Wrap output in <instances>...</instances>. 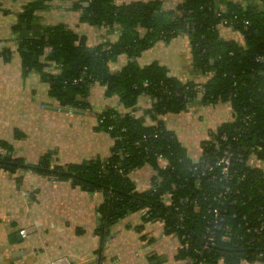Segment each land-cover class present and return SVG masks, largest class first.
Listing matches in <instances>:
<instances>
[{
    "label": "trees",
    "instance_id": "obj_1",
    "mask_svg": "<svg viewBox=\"0 0 264 264\" xmlns=\"http://www.w3.org/2000/svg\"><path fill=\"white\" fill-rule=\"evenodd\" d=\"M50 1L26 4L11 25L24 71H37L48 85V95L72 111L89 109L87 98L93 84L103 86L107 96L116 95L128 110L139 95H148L152 100L148 114L155 123L146 126L130 112L107 108L96 115L94 129L112 139L109 156L50 167L46 154L31 165L13 157L11 146L0 142V168L8 172L28 169L67 180L88 192H100V225L95 232L101 244L115 221L127 213L144 211V221H161L165 232L178 239L187 235L179 240L177 257L183 264L264 261V171L247 163L252 153L264 160V0H258L260 5L181 0L171 9L162 8L161 0L119 5L114 0H69L71 9L80 12V22L118 33L114 42L95 46L86 45L83 36L64 24L37 31L36 12ZM220 24L239 32L243 42L221 38ZM179 34L188 38L196 69L210 74L205 83L168 77L157 63L137 66L135 58L143 50ZM120 54L128 62L111 72L109 63ZM0 56L7 59L9 50ZM194 99L202 104L227 101L233 115L210 140L201 142L197 160L187 156L174 132L160 119L184 110ZM223 150L231 154L226 177L213 165ZM143 166L153 171L151 185L138 191L129 173ZM207 230L214 242L203 248Z\"/></svg>",
    "mask_w": 264,
    "mask_h": 264
},
{
    "label": "crops",
    "instance_id": "obj_2",
    "mask_svg": "<svg viewBox=\"0 0 264 264\" xmlns=\"http://www.w3.org/2000/svg\"><path fill=\"white\" fill-rule=\"evenodd\" d=\"M33 0H0V142L12 148V156L35 165L49 154L50 167L79 164L110 154L112 139L94 129L96 115L107 108L130 112L151 126L155 120L148 114L152 100L139 95L133 109H126L116 95L107 96L103 86L90 87L89 109L64 111L48 95V85L37 71L25 72L17 52L16 34L11 25L16 14ZM116 4L131 1L114 0ZM162 8L171 9L181 0H161ZM241 5L259 4L258 0H228ZM224 9V6H220ZM80 12L71 9L69 0H51L37 11L36 30L64 24L85 38L88 46L114 42L118 33L107 27L97 28L79 21ZM221 38L241 44L242 36L228 26H217ZM140 34L144 30L138 29ZM139 68L157 63L168 77L181 82L205 83L210 74L195 67L188 38L179 34L169 42L157 41L135 58ZM128 62L120 54L109 63L111 72ZM56 72V70H55ZM227 101L202 104L192 100L184 110L160 117L174 132L187 156L197 160L201 142L207 140L222 124L231 121ZM153 174L149 166L135 168L129 177L136 190L150 187ZM102 202L100 192H88L67 180L21 169L15 172L0 168V264H183L176 235L166 233L161 221H144L142 211L127 213L115 221L103 244L96 235L100 225L97 211ZM240 264H264V261H241Z\"/></svg>",
    "mask_w": 264,
    "mask_h": 264
},
{
    "label": "built area",
    "instance_id": "obj_3",
    "mask_svg": "<svg viewBox=\"0 0 264 264\" xmlns=\"http://www.w3.org/2000/svg\"><path fill=\"white\" fill-rule=\"evenodd\" d=\"M45 70H51V71L55 72V69H52V68H46L45 67ZM210 137L207 140H210ZM159 160H160L161 164H163V165L166 164L165 160H163L161 157H159ZM230 163H231V154H229V152H227L226 150H223L222 155L219 158L214 160L213 165L220 169V174L223 177H226L228 175V172H229ZM247 163H249V165H251L253 167L261 168L264 171V160L259 159L254 153L250 154V156L247 159ZM164 202L166 204L169 203V198L167 197V195L164 196ZM142 213L144 214V211H142ZM214 215H215V217H217L218 213L216 211H214ZM179 227L182 229L181 226H179ZM210 233L211 232L209 230H207V232H206V234L204 236L205 242L202 245L203 248H208L214 242L213 241V237H212V235ZM186 237H187V235L183 234L180 237V239L185 240ZM198 264H201V263H198Z\"/></svg>",
    "mask_w": 264,
    "mask_h": 264
},
{
    "label": "water",
    "instance_id": "obj_4",
    "mask_svg": "<svg viewBox=\"0 0 264 264\" xmlns=\"http://www.w3.org/2000/svg\"><path fill=\"white\" fill-rule=\"evenodd\" d=\"M64 111H67L66 109H63Z\"/></svg>",
    "mask_w": 264,
    "mask_h": 264
}]
</instances>
